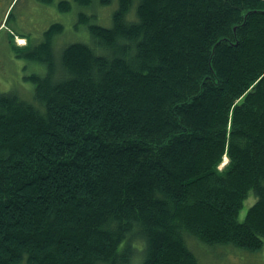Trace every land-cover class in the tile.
Returning a JSON list of instances; mask_svg holds the SVG:
<instances>
[{
    "label": "trees",
    "instance_id": "1",
    "mask_svg": "<svg viewBox=\"0 0 264 264\" xmlns=\"http://www.w3.org/2000/svg\"><path fill=\"white\" fill-rule=\"evenodd\" d=\"M94 19L89 44L57 55L56 23L23 50L46 68L30 101L0 94V264H131L135 245L141 264H201L192 239L261 252L264 2L118 0L110 28Z\"/></svg>",
    "mask_w": 264,
    "mask_h": 264
},
{
    "label": "rangeland",
    "instance_id": "2",
    "mask_svg": "<svg viewBox=\"0 0 264 264\" xmlns=\"http://www.w3.org/2000/svg\"><path fill=\"white\" fill-rule=\"evenodd\" d=\"M60 1L64 0H55L54 5H48L44 4L42 0H15L10 9L7 8V13L2 10V3H0V94L11 90L24 100L30 101L33 98L36 86L30 80H25L26 75L30 77L33 74L41 76L46 74V68L42 64L29 61L22 56L25 51H18V49L29 45L26 40H21V46L18 44L21 48L17 49L15 47V50H12L10 46L12 43L10 42L9 45L10 32L18 35L23 33V36L31 40V46H37L44 41L46 30L53 24H62L64 32L56 38L55 42V51L57 55H60L61 50L71 44L77 42L90 43L87 27L79 24V14L93 16L95 19L91 22L110 28L112 26V15L118 6V0H113L112 4L106 7L100 4V0H95L92 7H80L75 0H65L71 2L72 10L62 13L57 7ZM11 2L13 0H10L8 5ZM128 17V19H134V11H131ZM19 23L21 24L20 27ZM6 87L8 89H4ZM256 201L255 196L251 194L244 202L238 216L239 222H244L248 210ZM189 244L196 251L201 264H264V247L261 252L253 254L231 247L216 249L204 246L203 249L195 239L189 240ZM134 247L136 249L135 257L140 255L142 261L143 246L135 245ZM124 249L125 245H122L120 253ZM136 259L131 264H141L140 258Z\"/></svg>",
    "mask_w": 264,
    "mask_h": 264
},
{
    "label": "crops",
    "instance_id": "3",
    "mask_svg": "<svg viewBox=\"0 0 264 264\" xmlns=\"http://www.w3.org/2000/svg\"><path fill=\"white\" fill-rule=\"evenodd\" d=\"M9 1L10 0H8V1H3L2 2V10L3 11H6V13L8 12V9L10 8V6L12 5V2L8 5V3H9ZM8 8V9H7Z\"/></svg>",
    "mask_w": 264,
    "mask_h": 264
},
{
    "label": "flooded vegetation",
    "instance_id": "4",
    "mask_svg": "<svg viewBox=\"0 0 264 264\" xmlns=\"http://www.w3.org/2000/svg\"><path fill=\"white\" fill-rule=\"evenodd\" d=\"M262 1V0H261ZM3 2V0H0V3H2Z\"/></svg>",
    "mask_w": 264,
    "mask_h": 264
},
{
    "label": "bare ground",
    "instance_id": "5",
    "mask_svg": "<svg viewBox=\"0 0 264 264\" xmlns=\"http://www.w3.org/2000/svg\"><path fill=\"white\" fill-rule=\"evenodd\" d=\"M222 167H224V166H222Z\"/></svg>",
    "mask_w": 264,
    "mask_h": 264
}]
</instances>
